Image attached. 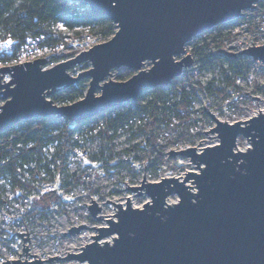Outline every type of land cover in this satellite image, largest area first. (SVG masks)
<instances>
[{
	"label": "water",
	"instance_id": "95a60500",
	"mask_svg": "<svg viewBox=\"0 0 264 264\" xmlns=\"http://www.w3.org/2000/svg\"><path fill=\"white\" fill-rule=\"evenodd\" d=\"M73 1L111 21L117 32L108 42L50 69H43L48 62L45 59L1 68L0 94L5 104L0 107V133L38 119H66L80 125L128 102H137L153 90L168 88L194 63L190 55L177 60L186 53L188 43L196 36L242 18L244 12L255 10L260 0ZM219 52L236 57L224 50ZM241 53L264 63V45L249 47L238 54ZM88 62L92 64L90 70L78 77L69 75L72 67ZM146 63L152 66L149 70H143ZM121 68L138 73L125 82L107 81L112 71ZM6 75L11 81L2 84ZM88 78L89 88L83 99L64 106L47 99ZM208 113L217 127L204 133H217L220 143L202 148L200 153L196 148L169 152L170 156L191 159L200 174L189 172L184 182L164 178L155 183L147 182L144 175L141 187L126 185V189L134 192L145 190L151 202L142 209H134L129 197L126 209L113 202L119 209L113 215L117 221L108 219L109 227L89 228L98 232L91 237L93 242L80 248L78 254L49 257L45 261L264 264V113L234 124L218 121ZM240 136L251 141L252 147L246 152L237 151ZM191 180L196 193L191 191L192 186H186ZM142 194L138 192L134 196ZM174 194L180 202L169 206L166 199ZM91 202L93 205H87L91 216L103 219L104 216L97 217L102 208L92 198ZM107 203L112 202L107 200ZM85 228L86 225L72 227L64 235L78 234ZM18 235L23 238L24 233ZM27 235L24 242L29 240L28 232ZM112 236H116L112 244L110 241L100 243ZM23 250L29 255L28 246ZM45 261L7 260L1 264H42Z\"/></svg>",
	"mask_w": 264,
	"mask_h": 264
},
{
	"label": "rangeland",
	"instance_id": "374dc122",
	"mask_svg": "<svg viewBox=\"0 0 264 264\" xmlns=\"http://www.w3.org/2000/svg\"><path fill=\"white\" fill-rule=\"evenodd\" d=\"M262 3L259 9L246 11L244 17L196 36L188 43L186 53L177 60L190 55L194 63L163 89L161 99L156 100L158 91L152 92L136 103L109 110L77 129L71 130L73 124L70 123L66 138L43 148L40 164L31 161L30 165L18 169L19 186L5 181L7 203L0 209V264L7 260L45 261L49 257L64 258L68 253H80L82 244L88 245L93 242L91 237L98 235L96 229L89 228L109 227L106 220L115 208L113 202L132 197L134 204L141 207L151 201L145 190H137L143 194L134 196L138 192L126 189V185L141 187L144 175L147 182H156L162 177H180L187 170H196L189 158L170 156L169 152L220 143L217 133H204L217 127L208 112L218 121L234 124L247 121L255 111L264 110V63L238 54L249 47L264 45ZM116 32L114 25V34L105 40L89 31L78 36L69 33L53 47L33 42L26 47V57L21 61L45 59L48 62L43 69H50L108 42ZM219 50L236 54V57ZM151 67L146 63L143 70ZM91 68L88 62L72 67L68 73L78 77ZM137 73L126 68L117 69L107 81L125 82ZM10 81L11 78L7 80L5 76L1 83ZM89 83L88 78L76 84L84 91V96ZM59 93L47 99L64 106L58 99ZM4 104L0 96V107ZM182 104L185 106L180 108ZM119 115L125 120L118 130H112L110 122ZM26 129L23 122L15 127L14 133L21 134ZM61 142L66 143V150H62ZM237 146L241 150L252 147L251 141L241 136ZM34 171L38 172L32 173ZM91 198L102 208L97 217L104 216L103 219L91 216L87 207L93 205ZM112 220L117 221V218ZM81 225L87 228L78 234L64 235L72 227ZM27 232L29 240L24 242ZM22 233L23 238L18 235ZM26 246L27 256L23 250ZM42 264L81 263L55 259L53 263L45 261Z\"/></svg>",
	"mask_w": 264,
	"mask_h": 264
},
{
	"label": "trees",
	"instance_id": "16d2710c",
	"mask_svg": "<svg viewBox=\"0 0 264 264\" xmlns=\"http://www.w3.org/2000/svg\"><path fill=\"white\" fill-rule=\"evenodd\" d=\"M84 31L105 40L114 34V25L73 0H0V44L5 45L7 40H12L11 45L15 51L31 45L29 40L38 46L53 47L61 43L67 34L74 33L78 36ZM162 91L159 88L149 93L157 92L156 100H159L163 97ZM83 98L84 91L77 85L61 91L58 95L59 101L65 105ZM184 106L182 104L180 108ZM124 120L125 117L119 115L110 122L109 127L116 131ZM83 124L73 125L70 129H77ZM25 125L27 129L21 134L14 133L15 127L0 133V209L6 203L5 181L19 186L18 169L30 165L31 161L40 164L43 148L66 138L70 123L66 119L48 118L31 120L25 122ZM61 146L62 150H66L65 142H61ZM36 172L38 171L32 173Z\"/></svg>",
	"mask_w": 264,
	"mask_h": 264
},
{
	"label": "built area",
	"instance_id": "2783aa9c",
	"mask_svg": "<svg viewBox=\"0 0 264 264\" xmlns=\"http://www.w3.org/2000/svg\"><path fill=\"white\" fill-rule=\"evenodd\" d=\"M262 2H264V0H260L257 4H256V8L255 10L259 9L261 6H262ZM245 12H244V16H245ZM243 16V17H244ZM32 41L29 40V43H31ZM10 47L8 46H5V45H1L0 44V69L3 68V67H11V66H16L18 64H21L22 62L26 63L25 61H21V59L25 58L26 57V47L24 49H21L20 51H15V48L13 45H9ZM21 61V62H20ZM23 64V63H22ZM185 71V70H184ZM183 71V73H184ZM183 75V74H182ZM6 79L9 80L10 77L6 76ZM5 81V80H4ZM147 94V93H146ZM146 94L142 95L140 98H142L143 96H145ZM149 94V93H148ZM1 96V94H0ZM139 98V99H140ZM138 99V100H139ZM138 102V101H137ZM130 103V102H128ZM133 103H136V102H133ZM127 104V103H126ZM125 105V104H124ZM123 105V106H124ZM121 106V107H123ZM120 108V107H119ZM106 113V112H105ZM238 141V140H237ZM215 145H218V144H215ZM215 145H212V146H215ZM252 146V145H251ZM206 147H209V146H206ZM202 148H205V147H202ZM202 148L200 149H196L198 153H200L202 151ZM249 149H251V147H246L244 150H241L238 148L237 146V151H241V152H246L248 151ZM191 161V159H189ZM192 162V161H191ZM196 164H194L192 162V166L194 169L196 170H187L186 173L183 175V176H180V177H165L166 179H178L179 182H183V180L185 179L184 177H186L187 175L186 174H189V172H200V170L197 167H195ZM162 179H164V177L158 179L156 182H161ZM155 183V182H153ZM193 187V190H191L193 193H196L197 190L196 188L194 187V185L192 184V182L190 183H187L186 186H191ZM148 202H151V201H148ZM180 202V199L178 197V195L174 194V195H171L169 196L167 199H166V203L169 205V206H174V204H179ZM7 203V202H6ZM5 203V204H6ZM147 203V202H146ZM145 203V204H146ZM14 204V203H13ZM18 204H16V208H19Z\"/></svg>",
	"mask_w": 264,
	"mask_h": 264
},
{
	"label": "bare ground",
	"instance_id": "6f19581e",
	"mask_svg": "<svg viewBox=\"0 0 264 264\" xmlns=\"http://www.w3.org/2000/svg\"><path fill=\"white\" fill-rule=\"evenodd\" d=\"M6 76H7V75H6ZM4 77H5V76H4ZM260 111H261V113H260ZM260 111L258 110V111L253 112V113L250 115L249 119L254 118V117H256V116H258V115L264 113V110H261V109H260ZM249 119H248V120H249ZM194 172H195V171H194ZM195 173H196V174H200V172H195ZM183 182H184V181H183ZM190 182H192V180L189 181V182H187V183H190ZM187 183H186V184H187ZM191 186H192V185H191ZM191 190H193V189L191 188ZM142 191H143V190H142ZM129 200L131 201V204H130V205H131L134 209H142V208H143V206H141V207L136 206V205L134 204V202H133L132 197H130ZM115 203H116V204H122V208L125 209V208L127 207V198H126L125 200H118V201H116ZM114 209H115L116 211L113 210V213H112V214L107 215V216H109L108 219H115V217H113V215H115V213L117 214V209H118V207L115 206ZM113 238H116V236H112L110 239H108V240L106 239L104 242H106V241H110L109 244H112V242L114 241ZM86 244H87V243H83V244H82V248L85 247ZM38 257H39V256H38Z\"/></svg>",
	"mask_w": 264,
	"mask_h": 264
},
{
	"label": "snow or ice",
	"instance_id": "6c2138e0",
	"mask_svg": "<svg viewBox=\"0 0 264 264\" xmlns=\"http://www.w3.org/2000/svg\"><path fill=\"white\" fill-rule=\"evenodd\" d=\"M12 43H13L12 40H7V41L5 42V46H9V45H11Z\"/></svg>",
	"mask_w": 264,
	"mask_h": 264
}]
</instances>
